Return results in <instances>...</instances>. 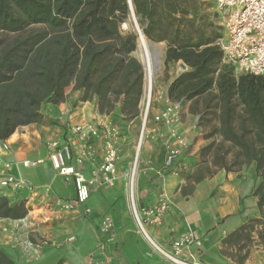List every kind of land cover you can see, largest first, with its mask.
Returning <instances> with one entry per match:
<instances>
[{
    "label": "crops",
    "instance_id": "crops-1",
    "mask_svg": "<svg viewBox=\"0 0 264 264\" xmlns=\"http://www.w3.org/2000/svg\"><path fill=\"white\" fill-rule=\"evenodd\" d=\"M180 72L160 91L163 105L155 114L171 104L167 89ZM63 92L64 101L45 104L42 120L18 128L5 141L7 149L0 151V173L9 165L8 173L28 184L0 189V197L9 204L22 202L27 209L23 219H0V249L15 264H173L156 247L171 253L172 243L187 233L200 242V247L190 250L201 264H264L263 218L255 194L262 178L256 175L254 164L225 171L202 159L201 150L208 141L205 131L196 125L197 114L189 110L190 102H176L181 114L171 126L152 119L146 123L135 175L136 203L153 205L163 193L168 208L143 232L130 209L127 180L139 130L135 131L132 120L123 130L119 128L113 114H100L95 98L82 101V93L73 90V85ZM102 124L119 129L113 185L98 183L84 204L64 210V203L75 202L77 191L73 181L65 182L52 168L46 145L67 142L75 157L82 150H94V161L84 160L80 167L90 178L103 159ZM77 125L98 128V136L79 138L71 132ZM171 132L180 135L186 147L174 166L165 170L168 147L174 145ZM25 160L42 162L25 168ZM85 207L89 214L84 213ZM104 217L112 221L108 235L100 233Z\"/></svg>",
    "mask_w": 264,
    "mask_h": 264
},
{
    "label": "trees",
    "instance_id": "trees-1",
    "mask_svg": "<svg viewBox=\"0 0 264 264\" xmlns=\"http://www.w3.org/2000/svg\"><path fill=\"white\" fill-rule=\"evenodd\" d=\"M191 0H131L146 39L165 42L164 64L186 70L169 85L167 98L190 102L200 124L215 119L230 149L217 150L214 166L225 171L255 165L262 178L255 194L264 199V75H236L222 62L209 25L193 14ZM127 0H0V142L18 128L39 123L45 104L64 101L73 85L81 100H97L109 115L119 102L125 119L137 117L143 96L142 64L132 56L136 32H123ZM213 144L205 147L208 151ZM230 155L228 164L226 157ZM24 203L0 197V219L20 220ZM264 240V236L262 237ZM0 264H15L0 249Z\"/></svg>",
    "mask_w": 264,
    "mask_h": 264
},
{
    "label": "built area",
    "instance_id": "built-area-1",
    "mask_svg": "<svg viewBox=\"0 0 264 264\" xmlns=\"http://www.w3.org/2000/svg\"><path fill=\"white\" fill-rule=\"evenodd\" d=\"M216 4L217 8L224 13L227 33L226 39L218 42L222 51V62L231 67L236 75H264V0H216ZM147 69L144 66L142 103H144L145 98V111L141 118L142 126L133 160L127 173L130 209L138 227L143 232L146 225L156 224L168 208L167 198L163 193H160L156 203L150 206L137 205L134 193L135 175L139 163L141 145L146 131V123L149 120L151 102L154 100L152 93L153 76L151 75V79H147ZM147 91L148 96H146ZM158 99L160 100L161 97L158 96ZM180 114L179 104L171 103L155 114L152 117V121L155 123L162 122L171 126L179 120ZM101 127L104 137L103 159L90 178L84 176L80 167L84 160L94 161V150H82L81 156L75 157L71 145L67 142L53 141L46 145L48 159L52 168L65 182L73 181L77 191L75 202L64 203L62 205L64 210H72L75 206L84 204L88 199L90 189L98 183L108 187L113 185L116 164L119 159L116 146L119 138V129L112 124H102ZM71 132L82 139L98 136V128L92 125H77L71 129ZM171 138L174 145L168 147L164 162L165 170L174 166L182 150L186 147L185 140L177 133L171 132ZM4 149H7L6 143L0 142V151ZM41 162V160H25L22 165L25 168H32ZM5 169V172L0 173V189L28 187L25 181L8 173L9 165H6ZM159 175L162 178V175ZM84 213L89 214L90 210L85 207ZM111 230V219L104 217L100 224V233L108 235ZM194 246L200 247V242L191 233H187L172 243L171 253L166 252L162 248H156L166 260L173 264H201L190 250ZM183 252L188 253L187 258L182 257Z\"/></svg>",
    "mask_w": 264,
    "mask_h": 264
},
{
    "label": "rangeland",
    "instance_id": "rangeland-1",
    "mask_svg": "<svg viewBox=\"0 0 264 264\" xmlns=\"http://www.w3.org/2000/svg\"><path fill=\"white\" fill-rule=\"evenodd\" d=\"M152 1L155 3H158L159 7L163 6V0H152ZM189 9L192 11L193 14L199 16L202 19V22L204 24H207L210 26L208 30H209L211 35L219 34V37L216 40L217 42L221 41L222 39H226L227 33H226V27H225L224 13L217 8L216 0H191ZM137 29L140 30L137 19H136L135 15L133 18L131 15V12H130L126 22L121 25V30L123 32H127V31L136 32L137 40H138ZM140 32H141V30H140ZM147 40H149V39H147ZM152 42H154L155 44H161L162 47L159 50V57H158V61H157L158 64H157V67H156L154 72H153V69L151 67L152 76H153L152 77L153 78L152 93H153L154 98H156V100H152V102H151V109L149 111V119H152V117L156 113L155 111H157V109L161 108L163 105V103H162L163 100L158 99V96L161 95L160 91L167 85L168 81L175 74L179 73L180 71H181L180 73L185 71V70L182 71V69L179 67L178 64H170L166 68V66L164 64L166 43L165 42H156V41H152ZM132 56L134 58H136L140 63L142 62L138 46L136 47V50L132 53ZM154 75L157 76L155 79V83H154ZM142 101H143V99L141 100V102L139 104L138 116L131 118V119H125L123 116H121V114L119 113L120 103L118 102L116 104L115 110L110 114L114 115V117H115L114 122L117 124V126L119 128H121L123 130L126 126L125 124L128 121L132 120L135 131L139 130V133H140V130H141L140 119L142 118V115L145 111L146 99L144 98V103H142ZM170 103H172V102H170ZM195 121H196V125L201 127L205 131L204 136L207 138V141H208L207 146H209L210 144H213L212 147L208 151L201 152L202 159L206 163H210L212 167H216V166H214L213 162H214L215 155H217V153H218L217 152L218 148L219 149L221 148L220 152H219V153H221L224 150L230 149L231 145L229 143L222 142V138L219 134H214L211 137H207V135L210 134L211 129L215 126H218V123L214 118L211 119L209 122H204L203 124H200L201 122H200L199 116H198ZM207 146H205V147H207ZM230 159H231V156L228 155L226 157V161L228 164L231 161ZM263 192H264V186L261 190V194ZM260 211H261V216L263 218V222H262L263 224H261V226L264 227V199L261 202Z\"/></svg>",
    "mask_w": 264,
    "mask_h": 264
},
{
    "label": "bare ground",
    "instance_id": "bare-ground-1",
    "mask_svg": "<svg viewBox=\"0 0 264 264\" xmlns=\"http://www.w3.org/2000/svg\"><path fill=\"white\" fill-rule=\"evenodd\" d=\"M137 46H138L139 51H140V57L143 60V62L145 63V68L146 69L148 68L147 69V79L149 80V79H151V75H152V70H151L152 66H151V60L149 57V54L151 52V48L148 44V40L143 36V34L141 32L138 34V45ZM153 49L158 50V47L154 46ZM146 96H148V91L146 93Z\"/></svg>",
    "mask_w": 264,
    "mask_h": 264
},
{
    "label": "water",
    "instance_id": "water-1",
    "mask_svg": "<svg viewBox=\"0 0 264 264\" xmlns=\"http://www.w3.org/2000/svg\"><path fill=\"white\" fill-rule=\"evenodd\" d=\"M127 3H128L129 10L131 12V15L134 18V12H133V6H132L131 0H127ZM137 32L139 34L140 33V30L137 29ZM148 44H149V46L151 48V52L149 54V57H150L151 66H152V69H153V72H154L155 69H156V67H157V64H158L157 61H158V57H159V50L162 47V45L161 44H155L154 42H152L150 40H148ZM137 45H138V40H137ZM154 46H157L158 47V50H154L153 49ZM141 64H142V67L144 68L145 63L143 62V60H142ZM178 65L180 66V68L183 71L186 70V66L183 63L179 62Z\"/></svg>",
    "mask_w": 264,
    "mask_h": 264
}]
</instances>
